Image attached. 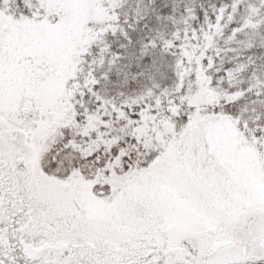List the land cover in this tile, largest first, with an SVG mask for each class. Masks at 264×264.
<instances>
[{
  "label": "snow or ice",
  "instance_id": "obj_1",
  "mask_svg": "<svg viewBox=\"0 0 264 264\" xmlns=\"http://www.w3.org/2000/svg\"><path fill=\"white\" fill-rule=\"evenodd\" d=\"M0 264H264V0H0Z\"/></svg>",
  "mask_w": 264,
  "mask_h": 264
}]
</instances>
